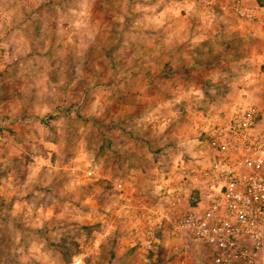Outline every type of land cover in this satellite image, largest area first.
Segmentation results:
<instances>
[{"label": "rangeland", "instance_id": "rangeland-1", "mask_svg": "<svg viewBox=\"0 0 264 264\" xmlns=\"http://www.w3.org/2000/svg\"><path fill=\"white\" fill-rule=\"evenodd\" d=\"M224 12L0 0V264L211 260L170 233L196 204L181 169L235 105H264V25Z\"/></svg>", "mask_w": 264, "mask_h": 264}, {"label": "built area", "instance_id": "built-area-1", "mask_svg": "<svg viewBox=\"0 0 264 264\" xmlns=\"http://www.w3.org/2000/svg\"><path fill=\"white\" fill-rule=\"evenodd\" d=\"M241 19L264 25V0H209ZM201 167L181 169L180 185L195 184V205L172 221L170 233L201 243L208 256L183 254L178 264H264V105L239 103L208 130ZM178 193L172 203L182 202ZM153 216L146 234L154 236Z\"/></svg>", "mask_w": 264, "mask_h": 264}, {"label": "crops", "instance_id": "crops-1", "mask_svg": "<svg viewBox=\"0 0 264 264\" xmlns=\"http://www.w3.org/2000/svg\"><path fill=\"white\" fill-rule=\"evenodd\" d=\"M208 1L209 0H183V2L186 4V5H188V6H193V5H195V4H201V3H203L204 5H207V6H209V7H211L213 10H217L218 12H223L222 10H221V8H220V5L219 4H209L208 3ZM247 2H249V3H252V4H254V3H256V2H258V1H260V2H262L263 0H246ZM226 13H228L229 12V14H231V15H233V16H236V15H234L232 12H230V11H225ZM224 12V13H225ZM237 17V16H236ZM237 18H239V17H237ZM241 19V18H240ZM246 20V19H245ZM249 21V20H248ZM250 22V21H249ZM252 22V21H251ZM254 25L256 24V26L257 27H259V28H263V26L262 25H260V24H257V23H255V22H252Z\"/></svg>", "mask_w": 264, "mask_h": 264}, {"label": "trees", "instance_id": "trees-1", "mask_svg": "<svg viewBox=\"0 0 264 264\" xmlns=\"http://www.w3.org/2000/svg\"><path fill=\"white\" fill-rule=\"evenodd\" d=\"M222 10V9H221ZM223 11V10H222ZM2 81V84H4V83H6V79H4V80H1ZM62 250H63V248H62Z\"/></svg>", "mask_w": 264, "mask_h": 264}]
</instances>
